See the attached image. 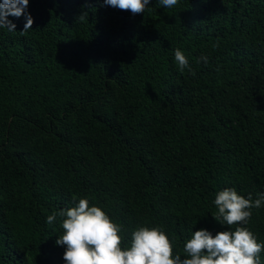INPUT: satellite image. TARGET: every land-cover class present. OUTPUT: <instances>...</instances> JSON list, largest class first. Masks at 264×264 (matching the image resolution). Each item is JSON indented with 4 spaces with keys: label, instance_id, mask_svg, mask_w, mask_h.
<instances>
[{
    "label": "trees",
    "instance_id": "1",
    "mask_svg": "<svg viewBox=\"0 0 264 264\" xmlns=\"http://www.w3.org/2000/svg\"><path fill=\"white\" fill-rule=\"evenodd\" d=\"M7 21L0 264H66L63 218L47 217L80 199L120 227L122 250L141 227L181 259L202 229L244 226L264 244V205L247 225L213 219L219 191L264 193V0H151L135 16L104 0H28Z\"/></svg>",
    "mask_w": 264,
    "mask_h": 264
},
{
    "label": "clouds",
    "instance_id": "2",
    "mask_svg": "<svg viewBox=\"0 0 264 264\" xmlns=\"http://www.w3.org/2000/svg\"><path fill=\"white\" fill-rule=\"evenodd\" d=\"M150 3L151 0H104L105 6L129 11L134 16L143 13ZM159 3L171 8L178 0H159ZM27 6L28 0H2L0 19L15 30V25L7 21V17H21ZM26 19L22 33L32 28L30 15ZM174 57L182 72L188 69L195 75L181 50L176 49ZM199 61L206 64L208 58L202 55ZM214 204L218 213L213 219L222 226L247 225L251 210L264 205V193H258L253 200L251 195L246 199L235 189H225L216 194ZM57 215L63 218V234L56 244L65 246L63 259L66 264H261L259 254L264 244L257 243L253 233L244 226L236 227L234 231L218 232L215 236L205 229L195 231L185 243L186 257L181 259L180 255L173 256L172 245L159 228H138L132 233L130 246L122 250L120 227L99 207H90L86 199H80L74 207L49 215L47 223H53Z\"/></svg>",
    "mask_w": 264,
    "mask_h": 264
}]
</instances>
